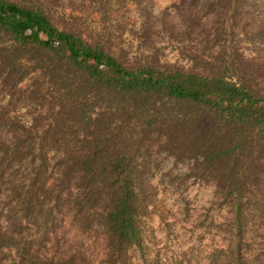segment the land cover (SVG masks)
Listing matches in <instances>:
<instances>
[{
    "label": "trees",
    "instance_id": "16d2710c",
    "mask_svg": "<svg viewBox=\"0 0 264 264\" xmlns=\"http://www.w3.org/2000/svg\"><path fill=\"white\" fill-rule=\"evenodd\" d=\"M170 7L146 13L139 38L157 24L176 44L196 33L197 69L124 57L57 27L37 0H0V264H132L133 250L137 264H191L150 254L145 219L170 229L162 195L180 214L201 182L230 213L211 221L228 239L207 264H264V77L239 53L214 62L226 22L264 40V0ZM65 217L87 246L57 234Z\"/></svg>",
    "mask_w": 264,
    "mask_h": 264
},
{
    "label": "rangeland",
    "instance_id": "374dc122",
    "mask_svg": "<svg viewBox=\"0 0 264 264\" xmlns=\"http://www.w3.org/2000/svg\"><path fill=\"white\" fill-rule=\"evenodd\" d=\"M30 1V0H13ZM44 6V11L51 21L59 28L72 30L81 34L89 41L99 40L121 49L124 57H135L138 61H154L180 66L184 69L199 67L202 59L203 44L196 42V33L188 38L184 35L179 44L170 41L167 29H162L159 24L150 28L149 35L140 39L141 30L139 22L145 14L151 12L153 16L161 10L169 11L171 5L177 0H37ZM142 9L145 13H140ZM250 11H244L249 14ZM252 13V12H251ZM264 13V10H263ZM216 22L217 20L214 19ZM227 23V37L222 54V60L214 62L222 63L223 59L229 62L231 55L236 53L240 57L252 59L249 73L255 77H264V40L258 44H252L244 39L242 29L238 25L234 27ZM217 25V24H216ZM249 25H246L248 29ZM173 35L177 34V28H170ZM164 38L161 40L160 37ZM193 39V40H192ZM146 46H150L146 48ZM182 48V54L179 52ZM221 49V48H220ZM220 49L213 48L211 52ZM221 52V51H220ZM197 69V68H195ZM199 69V68H198ZM229 72V70H227ZM29 107L20 108L19 114L23 121H29L26 113ZM213 186L210 183H193L187 187L186 195L179 202L180 214L176 213L177 205L168 196L162 195L161 204L163 211H170L166 220L170 223L167 229L155 215L145 219V225L152 231L154 244H149L150 254H157L161 259L191 258V264H207L205 253L214 245L223 243L228 239L227 235L216 234L215 224L225 223L230 217L228 208L220 206L214 198ZM211 221H213V224ZM197 222V223H196ZM168 230V231H167ZM57 234L64 238L67 244L73 246H87L89 238L87 234L74 229L73 225L65 217ZM182 254V256H181ZM132 264L139 263L137 250L131 252ZM163 261V260H162Z\"/></svg>",
    "mask_w": 264,
    "mask_h": 264
}]
</instances>
